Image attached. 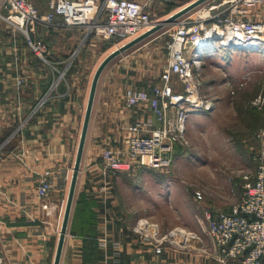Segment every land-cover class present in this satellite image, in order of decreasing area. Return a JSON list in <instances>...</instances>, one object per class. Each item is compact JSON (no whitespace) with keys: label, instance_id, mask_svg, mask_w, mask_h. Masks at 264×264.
Listing matches in <instances>:
<instances>
[{"label":"crops","instance_id":"1","mask_svg":"<svg viewBox=\"0 0 264 264\" xmlns=\"http://www.w3.org/2000/svg\"><path fill=\"white\" fill-rule=\"evenodd\" d=\"M140 1L146 2L152 16L160 2ZM185 4L177 1L171 13ZM15 28L0 24V264H54L93 77L88 70L94 61L98 66L114 45L96 34L85 36L81 28L38 24L33 37L44 38L48 46L44 59ZM163 33L162 28L114 58L100 76L59 264H220L204 251L206 221L196 210L204 214L219 209L197 207L205 200H195L197 192L187 189L182 172L171 174L169 166L134 162L114 171L102 162L106 148L124 154L129 125L140 117H150L153 127L160 124L147 104L128 105L125 90L160 81L163 65L154 62L153 54L161 47L153 46L157 45L153 41ZM177 151L173 155L181 158ZM45 170H51L52 178L44 199L48 210L37 195ZM239 191L241 196L242 187ZM233 200L225 202L227 209ZM175 206L180 211L174 215ZM191 208L193 217H184L181 211ZM141 219L156 224L161 233L184 228L203 243L195 238L187 246L165 241L157 253L135 227Z\"/></svg>","mask_w":264,"mask_h":264},{"label":"built area","instance_id":"2","mask_svg":"<svg viewBox=\"0 0 264 264\" xmlns=\"http://www.w3.org/2000/svg\"><path fill=\"white\" fill-rule=\"evenodd\" d=\"M44 5L46 11L41 12L34 0H0V17L24 32L31 49L44 59L47 44L30 35L38 24L81 28L85 36L96 34L119 47L159 21L140 0H45ZM258 5H264V0H207L172 24L168 66L161 72L160 81L125 90L128 105L147 104L160 124L153 127L150 117H140L130 124L124 154L112 148L104 150L102 162L106 169L125 170L133 162L152 168L170 166L174 143L185 138L188 116L209 111L212 104L200 92L199 47L240 50L264 46V20L251 18ZM263 103L262 94L252 102L258 108ZM256 137L263 142L260 162L254 173H243L240 198L228 209L204 211L208 237L204 251L220 264H264V125ZM51 188V170H45L37 186L45 210L49 204L44 199ZM135 227L157 253L162 252L164 241L187 246L195 238L203 243L200 236L184 228L162 234L146 219L138 220Z\"/></svg>","mask_w":264,"mask_h":264},{"label":"rangeland","instance_id":"3","mask_svg":"<svg viewBox=\"0 0 264 264\" xmlns=\"http://www.w3.org/2000/svg\"><path fill=\"white\" fill-rule=\"evenodd\" d=\"M177 1L189 3L192 0H172L168 4L157 1L153 17H160L158 20L166 18L176 9L173 5ZM44 2L45 0H34L41 12L46 11ZM251 18L264 20V5L256 6ZM0 24L15 27L1 17ZM171 27L172 24L164 26L163 35L153 41L157 42V45L153 46L161 47L153 52L156 59L154 62L163 65L161 72L168 66V63L165 65V53L168 56L167 43L172 37ZM19 32L25 40V33L20 30ZM30 35L33 37V31H30ZM37 38L44 40L42 36ZM108 41L114 45L112 40ZM115 48L117 47L114 45L109 50ZM203 50L199 68L200 92L206 99L212 101V104L203 117L189 120L191 115L204 112H194L188 116L184 140L173 145V151L179 150L177 152L181 158L172 154L169 168L171 174L182 172L185 175L184 184L187 189L197 192L194 194L195 200H205L197 207L207 205L206 207L223 210L227 209L225 202L231 203L233 199L235 200L233 202H236L237 198H240L239 189L243 173H254L260 162L259 155L263 142L256 137V133L264 125V103L258 108L252 102L259 94L264 95V46L250 52L246 49L229 50L220 46ZM91 52L96 58L97 52L93 49ZM105 54L100 57H104ZM145 59L146 63L152 62L148 53ZM114 63L115 59L103 72L108 71ZM96 68L97 64L94 61V66L90 64V69L88 68L89 77H92ZM177 89L181 90L182 87L177 85ZM196 170H202L203 174L194 175L193 171ZM196 210H199L197 215L204 219L202 211ZM177 211L180 210L175 206L174 215ZM181 212L184 217L192 218L195 210L191 208L190 212L189 210ZM195 219L197 220L196 216ZM159 232L161 233L160 230Z\"/></svg>","mask_w":264,"mask_h":264},{"label":"water","instance_id":"4","mask_svg":"<svg viewBox=\"0 0 264 264\" xmlns=\"http://www.w3.org/2000/svg\"><path fill=\"white\" fill-rule=\"evenodd\" d=\"M205 1H207V0H192V1H190L189 3L185 4L180 9L169 14V16H167L166 18L159 20L150 29L142 32L141 34L134 37L133 39L125 42L124 44H122L119 47L110 51L101 60V62L98 64V66H97V68L93 74L92 81H91L87 107H86V111H85V115H84V119H83L78 149H77L76 158H75V162H74V166H73V170H72L70 186H69V191H68V195H67V201H66L63 221H62V225H61V231H60V236H59V240H58L54 264L60 263L61 253H62V249H63V243H64L66 231H67L71 206H72L73 197H74L77 179H78V174H79V170H80V164H81L83 149H84V145H85V141H86V137H87V132H88V128H89V123H90V119H91L95 93H96L97 85H98V82H99V79H100V76H101L103 70L114 58H116L120 54L124 53L125 51L129 50L130 48L134 47L136 44L148 39L154 33L159 31L160 29H162L164 26L173 24L181 16L188 13L189 11H191L192 9H194L195 7H197L198 5L202 4Z\"/></svg>","mask_w":264,"mask_h":264},{"label":"bare ground","instance_id":"5","mask_svg":"<svg viewBox=\"0 0 264 264\" xmlns=\"http://www.w3.org/2000/svg\"><path fill=\"white\" fill-rule=\"evenodd\" d=\"M262 47H263V45H261ZM200 49H199V52H200V55H202L203 53H204V48H209V49H212L213 47H211V46H201V47H199ZM256 48H258V47H250V49H246V50H248L249 52L250 51H255L256 50ZM228 49V48H227ZM229 50H233V48H229ZM235 50H239V49H235ZM240 50H245V49H240ZM257 51V50H256ZM195 113H197V112H195Z\"/></svg>","mask_w":264,"mask_h":264},{"label":"trees","instance_id":"6","mask_svg":"<svg viewBox=\"0 0 264 264\" xmlns=\"http://www.w3.org/2000/svg\"><path fill=\"white\" fill-rule=\"evenodd\" d=\"M171 2H172V1H171ZM171 2H167L166 4L171 3Z\"/></svg>","mask_w":264,"mask_h":264}]
</instances>
